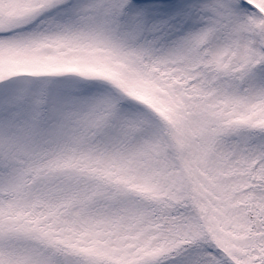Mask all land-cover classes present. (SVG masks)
<instances>
[{"label": "snow or ice", "instance_id": "obj_1", "mask_svg": "<svg viewBox=\"0 0 264 264\" xmlns=\"http://www.w3.org/2000/svg\"><path fill=\"white\" fill-rule=\"evenodd\" d=\"M0 264H264V0H0Z\"/></svg>", "mask_w": 264, "mask_h": 264}]
</instances>
